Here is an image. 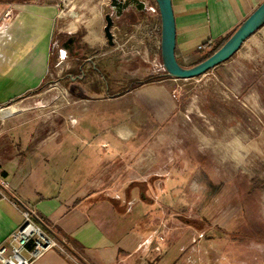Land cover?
I'll return each mask as SVG.
<instances>
[{"label":"rangeland","instance_id":"1","mask_svg":"<svg viewBox=\"0 0 264 264\" xmlns=\"http://www.w3.org/2000/svg\"><path fill=\"white\" fill-rule=\"evenodd\" d=\"M25 1L0 0V4ZM62 6L81 28L76 30L73 23L72 30L56 40L59 46L54 48L50 75L42 88L9 109H0V137L8 127L5 116L14 113L12 119L27 123L24 127L32 122L63 127L69 111L74 129L70 140L85 142L89 138L84 139L80 131L95 127L96 138L91 140L118 144L114 133L104 136L98 127H103L107 112L119 111L115 123L129 127L134 148L127 163H110L106 156L102 187L107 194L103 195L125 199V190L132 185L135 200L131 204L135 201L139 206L126 211L125 218L150 227L151 236L164 243L190 235L197 241L210 240V248L199 252L204 264H264V28L230 60L204 76L167 82L164 100H155L157 95L151 93L155 99L149 103L132 94L112 108L109 103L81 100L99 99L94 95L98 91L106 98L125 95L137 88L138 78L145 83L158 81L154 58L147 64L140 56L109 45L106 16L114 18L113 31L119 20L111 0H65ZM96 29L103 32L101 48L88 49L82 56L60 55L67 37L76 33L82 38L85 30ZM104 80L111 87L109 92ZM78 144L76 153L82 146ZM44 169L53 177L92 173L90 165L79 160L52 163ZM139 187V192L134 189ZM120 219L114 226L117 232L123 223ZM189 253H183V263Z\"/></svg>","mask_w":264,"mask_h":264},{"label":"crops","instance_id":"2","mask_svg":"<svg viewBox=\"0 0 264 264\" xmlns=\"http://www.w3.org/2000/svg\"><path fill=\"white\" fill-rule=\"evenodd\" d=\"M64 1L33 0L8 6L0 4L1 110L9 109L13 103L28 98L42 88L50 75L54 43L64 37L63 33L72 30L73 23L76 30L81 28L78 20L72 22L65 14ZM263 2L172 0L178 61L185 67L196 65L207 53L204 50L208 49L202 48L205 44L213 46L230 37ZM9 10L12 15L6 19L5 14ZM118 19L113 31L118 41L125 32H132L145 19L157 24L161 32L157 7L141 13L133 9ZM80 41L83 52L96 50L103 46V32L101 29L85 30ZM77 79L79 77L73 81ZM173 80L162 76L156 82L145 83L138 78L134 81L139 84L137 88H130L125 95L106 98L98 91L94 95H98L99 99L88 96L81 101L86 104L109 103L112 108L115 103H125L123 100L132 94L149 103L155 99L152 94H156L155 100L161 101L166 98V83ZM104 83L105 91L109 92V83L106 80ZM107 113L104 125L98 127V131H104V136L114 133L120 142L111 145L105 140L97 144L90 139L97 134L95 127H92L93 130L88 127L80 131L84 133V139H89L78 141L82 146L77 153L74 149L78 142L70 140L74 129L69 124V111L67 119L64 116L63 127H49L38 122L24 127L28 124L12 119L14 113L5 117L8 127H4L0 137V181H7L10 190L6 192L8 198L0 193V244L22 225V207L30 206L46 229L58 239H65L69 247L66 253L54 249L34 264H204L199 252L210 248V240L202 238L197 241L190 235L172 237L164 243L157 236H151L150 227L145 229L125 218L128 211L139 206L135 201L131 204L135 200L132 185L126 188L125 199L117 195L110 198L103 195L107 192H103L102 187L105 180L103 170L107 168L103 166L106 156L110 163H127L134 148L133 139L128 134L129 127L115 123L120 112ZM78 160L90 165L92 173L79 178L53 177L47 175L44 169L52 163L61 165ZM134 189L139 192L141 187ZM118 217L123 223L117 232L114 226ZM187 251L191 253L184 259L188 261L183 263L182 255Z\"/></svg>","mask_w":264,"mask_h":264},{"label":"built area","instance_id":"3","mask_svg":"<svg viewBox=\"0 0 264 264\" xmlns=\"http://www.w3.org/2000/svg\"><path fill=\"white\" fill-rule=\"evenodd\" d=\"M141 1L145 3L148 12L152 11L153 7L158 8L155 0ZM11 15L12 11L9 10L5 18L10 19ZM161 45V32L158 30V25L148 19L137 24L132 32H125L120 41L114 37V46L124 54L132 53L133 56H140L147 64H150L151 56H153L154 74L159 77L167 75L162 63ZM57 46L59 45L55 42L53 48ZM64 52L63 49L60 50L62 57ZM9 190L10 184L5 180L0 181V193L3 197H9L6 193ZM22 215V225L0 244V264H34L54 249L63 253L68 251V242L65 239H58L47 230L34 208L23 206Z\"/></svg>","mask_w":264,"mask_h":264},{"label":"water","instance_id":"4","mask_svg":"<svg viewBox=\"0 0 264 264\" xmlns=\"http://www.w3.org/2000/svg\"><path fill=\"white\" fill-rule=\"evenodd\" d=\"M161 17V58L167 76L175 80H192L204 76L211 70L224 64L236 55L242 46L252 36L264 28V2L238 27L229 40L211 57L192 66H183L177 58V30L172 0H155ZM111 8L117 18L126 12L135 9L138 12H148L145 3L141 0H111ZM107 26L105 35L110 46H114L112 15L106 16ZM67 44L63 45L67 52Z\"/></svg>","mask_w":264,"mask_h":264},{"label":"flooded vegetation","instance_id":"5","mask_svg":"<svg viewBox=\"0 0 264 264\" xmlns=\"http://www.w3.org/2000/svg\"><path fill=\"white\" fill-rule=\"evenodd\" d=\"M80 40L81 38L78 36H70L62 43V46L64 44H67L66 47L68 49L67 50L68 53H70L71 55L82 56L83 51L81 50L80 47V42H81Z\"/></svg>","mask_w":264,"mask_h":264},{"label":"trees","instance_id":"6","mask_svg":"<svg viewBox=\"0 0 264 264\" xmlns=\"http://www.w3.org/2000/svg\"><path fill=\"white\" fill-rule=\"evenodd\" d=\"M27 1H33V0H26L25 2H27ZM237 30V29H236ZM232 36V35H231ZM230 36V37H231ZM230 37H228L227 39H225V40H223V41H221V42H219V43H217L216 45H213V46H211L210 45V43H207V44H205L202 48H207L208 50H204V51H206L207 53L205 54V56H203V58L197 63V64H199V63H201V62H203L204 60H206L207 58H209V57H211L213 54H215L228 40H229V38ZM196 64V65H197ZM195 66V65H194ZM167 76V75H166ZM159 80V79H158ZM199 229V228H198ZM201 230V229H200Z\"/></svg>","mask_w":264,"mask_h":264},{"label":"bare ground","instance_id":"7","mask_svg":"<svg viewBox=\"0 0 264 264\" xmlns=\"http://www.w3.org/2000/svg\"><path fill=\"white\" fill-rule=\"evenodd\" d=\"M9 111H11L12 113L14 112V109H11V110H9ZM6 117V116H5Z\"/></svg>","mask_w":264,"mask_h":264}]
</instances>
